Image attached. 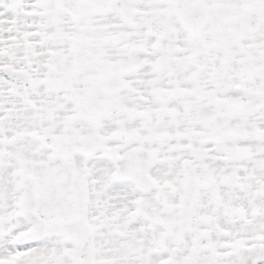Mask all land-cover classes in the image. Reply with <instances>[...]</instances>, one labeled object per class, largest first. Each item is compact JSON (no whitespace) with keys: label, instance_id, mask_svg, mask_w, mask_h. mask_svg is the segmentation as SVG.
I'll list each match as a JSON object with an SVG mask.
<instances>
[{"label":"snow or ice","instance_id":"snow-or-ice-1","mask_svg":"<svg viewBox=\"0 0 264 264\" xmlns=\"http://www.w3.org/2000/svg\"><path fill=\"white\" fill-rule=\"evenodd\" d=\"M0 264H264V0H0Z\"/></svg>","mask_w":264,"mask_h":264}]
</instances>
